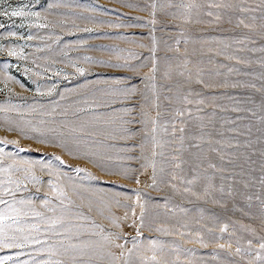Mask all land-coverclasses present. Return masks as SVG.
Wrapping results in <instances>:
<instances>
[{
  "label": "rangeland",
  "instance_id": "rangeland-1",
  "mask_svg": "<svg viewBox=\"0 0 264 264\" xmlns=\"http://www.w3.org/2000/svg\"><path fill=\"white\" fill-rule=\"evenodd\" d=\"M0 200L3 264H264V0H0Z\"/></svg>",
  "mask_w": 264,
  "mask_h": 264
},
{
  "label": "snow or ice",
  "instance_id": "snow-or-ice-1",
  "mask_svg": "<svg viewBox=\"0 0 264 264\" xmlns=\"http://www.w3.org/2000/svg\"><path fill=\"white\" fill-rule=\"evenodd\" d=\"M12 15L13 16H19V15H22V12H20V11H13L12 12ZM10 54L14 55L15 53H10ZM153 71H155V69H153ZM180 130L183 131V129H180ZM5 143H7V142H5ZM53 159L59 161L61 164L63 163V161H61L59 157H54ZM25 163H34V162H32V161H25ZM28 176L31 179H34V180L37 179L36 177L32 176L30 172H28ZM8 182L9 183H17V184L19 183L18 181H12L11 179H9ZM53 191H56V189L54 188ZM0 203H7V202L6 201H3V200H0ZM46 203H47V201H46ZM36 215L39 216L41 214L40 213H37ZM7 219H10L12 224H17V225L20 223V221L18 219H16L15 217H5L3 215H0V245L6 246V247H10L12 245L8 242V238L6 236V230L11 227V224H5V220H7ZM55 223L56 222L53 221V224H55ZM33 230L39 231V229L36 228V226H33ZM17 231H22V229H19L18 228ZM25 239H27V237H25ZM36 242H39V241H36ZM0 264H3V262H0ZM57 264H60V262H57Z\"/></svg>",
  "mask_w": 264,
  "mask_h": 264
}]
</instances>
